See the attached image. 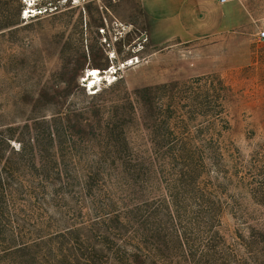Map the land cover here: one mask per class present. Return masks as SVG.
Returning <instances> with one entry per match:
<instances>
[{
  "label": "rangeland",
  "instance_id": "1",
  "mask_svg": "<svg viewBox=\"0 0 264 264\" xmlns=\"http://www.w3.org/2000/svg\"><path fill=\"white\" fill-rule=\"evenodd\" d=\"M236 1L237 24L183 40L160 34L142 0H0V136L11 138L0 151L12 168L1 172L12 179L0 264L264 263V0ZM32 143L36 167L10 153ZM91 160L119 179L126 211L167 194L195 217L198 180L220 198L204 203L221 210L222 238L204 232L184 248L178 238H41L58 218L45 176L82 173L72 163ZM153 206L143 212L163 226Z\"/></svg>",
  "mask_w": 264,
  "mask_h": 264
},
{
  "label": "trees",
  "instance_id": "2",
  "mask_svg": "<svg viewBox=\"0 0 264 264\" xmlns=\"http://www.w3.org/2000/svg\"><path fill=\"white\" fill-rule=\"evenodd\" d=\"M0 138H2L0 141L2 140L10 146V137L1 135ZM12 152L19 156L30 155L33 167L37 166L38 152L34 143L29 150L25 147L19 150L11 148L10 153ZM10 160L8 157L5 158V154L0 151V162L2 161L5 165V168H1L0 163V226H2L1 217L5 207H9L11 197L6 188V184L9 185L7 179H12L5 178L1 172L5 170V173H9L12 170L10 165H6V163L10 164ZM78 163H72V166L74 169L83 171L82 173L72 176L58 174L53 178L45 176V181L51 186V191L45 193L43 197L50 199L48 206L54 205L58 218L55 220V228H52V224L46 221L45 227L50 229V232L43 234L41 238H83L80 239L83 242H88L86 238H178L182 248L185 245L183 238H193L194 236L203 238L204 236L199 235L204 232H210L212 235L210 238H222L219 230H216L221 225L222 212L219 208L213 207L221 203L220 198L211 193L205 195L200 189L198 180L190 192L192 196L189 197L194 203V207L198 208L194 212L195 217L188 216L180 209L174 210L173 202H170L167 194L163 198L156 197L158 198L156 200L154 196H149L142 205L134 206L132 210L141 213L135 217L129 214L132 210H125L123 198L116 196L112 189L114 181H119V179L112 174L105 173V163L94 160L86 161L84 164L80 161ZM131 165L136 166L137 164L130 162L129 167L135 168ZM48 169L49 166L45 164V170ZM130 178H133L135 183H139L136 175H131ZM171 197L174 198V196ZM206 200L213 206L205 204ZM156 204L164 212L163 226L159 224L156 216L143 212L144 207ZM48 218L51 217L48 216ZM204 224H208L206 231L203 230ZM12 227L15 230V225ZM85 260L90 264H101L105 261L103 256L95 255H89L85 257Z\"/></svg>",
  "mask_w": 264,
  "mask_h": 264
},
{
  "label": "crops",
  "instance_id": "3",
  "mask_svg": "<svg viewBox=\"0 0 264 264\" xmlns=\"http://www.w3.org/2000/svg\"><path fill=\"white\" fill-rule=\"evenodd\" d=\"M155 27L166 37L183 40L206 39L221 32L228 22L235 24L244 15L236 0H142ZM241 12V14L239 13ZM236 26V25H235Z\"/></svg>",
  "mask_w": 264,
  "mask_h": 264
},
{
  "label": "bare ground",
  "instance_id": "4",
  "mask_svg": "<svg viewBox=\"0 0 264 264\" xmlns=\"http://www.w3.org/2000/svg\"><path fill=\"white\" fill-rule=\"evenodd\" d=\"M100 74H101V71H99L97 68L89 69L88 74H87L88 76L87 79L89 80L91 85H95L97 81L101 79Z\"/></svg>",
  "mask_w": 264,
  "mask_h": 264
},
{
  "label": "built area",
  "instance_id": "5",
  "mask_svg": "<svg viewBox=\"0 0 264 264\" xmlns=\"http://www.w3.org/2000/svg\"><path fill=\"white\" fill-rule=\"evenodd\" d=\"M228 0H220L221 3H225L227 2ZM258 37L260 40H264V31H261L259 34H258Z\"/></svg>",
  "mask_w": 264,
  "mask_h": 264
}]
</instances>
